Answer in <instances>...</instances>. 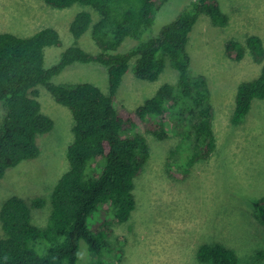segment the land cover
Masks as SVG:
<instances>
[{"label": "trees", "instance_id": "obj_1", "mask_svg": "<svg viewBox=\"0 0 264 264\" xmlns=\"http://www.w3.org/2000/svg\"><path fill=\"white\" fill-rule=\"evenodd\" d=\"M44 1L58 9L79 2L98 17L94 21L88 10L75 13L69 25L74 40L49 67L44 64L45 48L62 44L56 28L43 27L26 36L0 32V101L6 107L0 125V179L8 168L36 158L37 136L53 127L52 118L42 112L35 97L36 86H45L56 102L69 108L74 120L73 139L66 150L68 168L53 187L47 224H35L30 205L18 195L2 202L0 264H78L82 239L86 253L100 255L107 247L110 225L126 221L135 208V178L150 156L145 133L158 140L170 132L177 134L179 141L170 155L184 170L207 159L215 148L210 91L204 76L189 75L186 44L200 14L208 15L215 25L227 23L218 0H191L157 36L150 28L162 0ZM89 29L99 48L96 53L78 43ZM126 37L137 42L121 52L118 49ZM245 46L255 57H264L257 35L248 36L245 45L230 40L225 50L231 59L240 60ZM132 60L133 73L151 81L169 61L177 71V81L162 84L153 96L129 110L117 103L116 93ZM74 62L105 65L108 93L87 81L51 80ZM256 98H264V61L257 77L237 85L231 122L240 123ZM184 153L187 157L182 161ZM43 203V198L33 200L36 206ZM255 203V215L264 223V198ZM96 210L95 231L91 232L88 217ZM197 258L210 264H239L234 249L218 242L201 244Z\"/></svg>", "mask_w": 264, "mask_h": 264}, {"label": "rangeland", "instance_id": "obj_2", "mask_svg": "<svg viewBox=\"0 0 264 264\" xmlns=\"http://www.w3.org/2000/svg\"><path fill=\"white\" fill-rule=\"evenodd\" d=\"M190 1L162 0L151 34L157 36L161 27L175 19ZM218 2L228 17L227 23L215 25L208 15L200 14L186 44L189 75L204 76L210 91L213 152L184 170L170 155L178 144L177 134L170 132L169 137L158 140L145 133L150 156L135 178V208L126 221L110 225L107 247L100 255L86 253L85 240H79L78 264H210L199 261L197 250L203 243L215 242L234 249L239 264H264V223L255 215V202L264 198V98L252 101L240 123L231 122L237 85L259 75L264 57H255L245 46L243 57L234 60L225 50L228 41L245 45L250 35L259 36L264 47V0ZM81 10L90 11L94 21L98 17L96 11L79 2L58 9L44 0H0V32L26 36L43 27L56 28L62 44L45 48L44 64L49 67L73 42L69 25ZM136 42L126 37L118 50L127 51ZM78 43L91 53L99 50L90 29ZM132 63L116 93L117 103L129 110L153 96L162 84L177 81V71L169 61L152 81L137 77ZM51 80L87 81L105 93L109 91L107 67L98 62H74ZM35 92L42 112L52 118L53 127L37 136L36 158L8 168L0 179V207L7 197L18 195L30 205L32 221L44 226L51 210L53 187L68 168L66 150L73 139L74 120L69 108L56 102L45 86H36ZM5 112L0 101V125ZM183 156L182 161L187 155ZM35 198H43L42 206L33 205ZM97 211L88 217L91 232L95 231Z\"/></svg>", "mask_w": 264, "mask_h": 264}]
</instances>
